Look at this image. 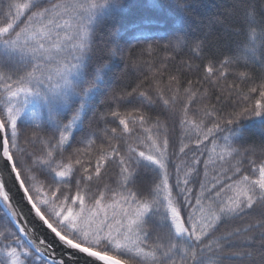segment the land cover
I'll list each match as a JSON object with an SVG mask.
<instances>
[{
	"label": "snow or ice",
	"instance_id": "1",
	"mask_svg": "<svg viewBox=\"0 0 264 264\" xmlns=\"http://www.w3.org/2000/svg\"><path fill=\"white\" fill-rule=\"evenodd\" d=\"M153 6L0 0V264H264V0Z\"/></svg>",
	"mask_w": 264,
	"mask_h": 264
},
{
	"label": "trees",
	"instance_id": "2",
	"mask_svg": "<svg viewBox=\"0 0 264 264\" xmlns=\"http://www.w3.org/2000/svg\"><path fill=\"white\" fill-rule=\"evenodd\" d=\"M125 3L130 6L129 12L124 14L123 23L131 28V25L151 21L152 23H146L145 27L152 30L160 29L164 30L166 26H171L166 23V14L157 7H154L155 4L165 5L168 3V0H125ZM203 3L206 5L205 15H212L217 10L214 5L220 3V0H203ZM157 113H152L155 116ZM163 119V117H161ZM179 132V129H177ZM203 169L201 168V174ZM153 176H149L145 180V183L148 187L152 186ZM198 187V186H197Z\"/></svg>",
	"mask_w": 264,
	"mask_h": 264
},
{
	"label": "water",
	"instance_id": "3",
	"mask_svg": "<svg viewBox=\"0 0 264 264\" xmlns=\"http://www.w3.org/2000/svg\"><path fill=\"white\" fill-rule=\"evenodd\" d=\"M12 192H13L14 197H15L14 202L19 203L20 206L23 207L24 211L27 212L28 206L26 204H23V202L21 200V193L19 191H17L15 188L12 189ZM28 220L29 221H32V215L31 214L28 215ZM30 226H35L37 232H42L43 238H46V239H49V240L52 239V236L50 235V233L48 232V230L46 229V227L41 228V226L36 225L35 222H33L32 224H30ZM53 243H55L54 240H53ZM56 251H57V253H59L61 250H60V248H57Z\"/></svg>",
	"mask_w": 264,
	"mask_h": 264
}]
</instances>
